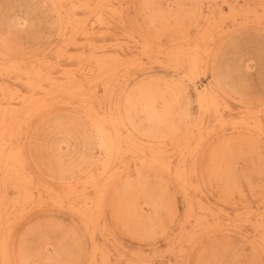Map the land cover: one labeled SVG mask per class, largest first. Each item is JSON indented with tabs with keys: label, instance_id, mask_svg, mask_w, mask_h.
Masks as SVG:
<instances>
[{
	"label": "rangeland",
	"instance_id": "1",
	"mask_svg": "<svg viewBox=\"0 0 264 264\" xmlns=\"http://www.w3.org/2000/svg\"><path fill=\"white\" fill-rule=\"evenodd\" d=\"M0 264H264V0H0Z\"/></svg>",
	"mask_w": 264,
	"mask_h": 264
}]
</instances>
